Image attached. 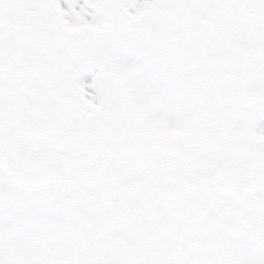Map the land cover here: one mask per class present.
<instances>
[{
  "label": "snow or ice",
  "instance_id": "6c2138e0",
  "mask_svg": "<svg viewBox=\"0 0 264 264\" xmlns=\"http://www.w3.org/2000/svg\"><path fill=\"white\" fill-rule=\"evenodd\" d=\"M0 264H264V0H0Z\"/></svg>",
  "mask_w": 264,
  "mask_h": 264
}]
</instances>
